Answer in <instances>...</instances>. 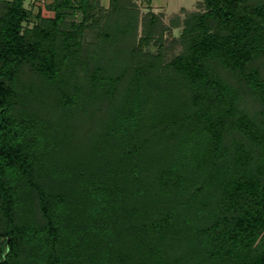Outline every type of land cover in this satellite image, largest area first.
<instances>
[{"label": "trees", "instance_id": "obj_1", "mask_svg": "<svg viewBox=\"0 0 264 264\" xmlns=\"http://www.w3.org/2000/svg\"><path fill=\"white\" fill-rule=\"evenodd\" d=\"M45 1L0 0V264H264V0Z\"/></svg>", "mask_w": 264, "mask_h": 264}, {"label": "rangeland", "instance_id": "obj_2", "mask_svg": "<svg viewBox=\"0 0 264 264\" xmlns=\"http://www.w3.org/2000/svg\"><path fill=\"white\" fill-rule=\"evenodd\" d=\"M98 4L102 8H108L109 0H97ZM136 4L140 15L147 12H153L161 18L164 26L169 27L170 21L179 17L180 19L188 13L202 11V0H133ZM45 0H24V7L31 11L32 16L36 15L37 11L41 9V13L44 17L51 16L52 13L48 11ZM79 21V17L75 18ZM170 30L164 35V42L166 47L167 59L173 54L178 52V47H171L173 40H176L181 28H169Z\"/></svg>", "mask_w": 264, "mask_h": 264}]
</instances>
